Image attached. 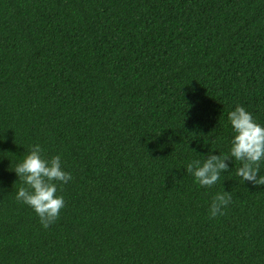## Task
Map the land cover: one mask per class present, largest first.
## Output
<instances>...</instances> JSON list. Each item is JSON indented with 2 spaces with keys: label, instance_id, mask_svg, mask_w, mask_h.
Listing matches in <instances>:
<instances>
[{
  "label": "trees",
  "instance_id": "obj_1",
  "mask_svg": "<svg viewBox=\"0 0 264 264\" xmlns=\"http://www.w3.org/2000/svg\"><path fill=\"white\" fill-rule=\"evenodd\" d=\"M237 104L264 124V0H0V264H264V185L184 169ZM36 143L72 175L46 229L15 198Z\"/></svg>",
  "mask_w": 264,
  "mask_h": 264
},
{
  "label": "clouds",
  "instance_id": "obj_2",
  "mask_svg": "<svg viewBox=\"0 0 264 264\" xmlns=\"http://www.w3.org/2000/svg\"><path fill=\"white\" fill-rule=\"evenodd\" d=\"M231 126V140L227 154H217L212 145L203 158L192 159L184 169L194 182L204 188L217 183L222 173L229 171V159L239 162L236 175L253 186L264 185L260 174L264 164V124L259 123L243 105L237 104L227 113ZM23 183L16 191V200L28 205L46 229L59 217L65 206L64 197L58 190L67 184L72 175L62 166L59 154L46 157L39 143L29 146L23 159L12 169ZM232 201L230 191L215 193L208 208L211 218L223 215Z\"/></svg>",
  "mask_w": 264,
  "mask_h": 264
}]
</instances>
